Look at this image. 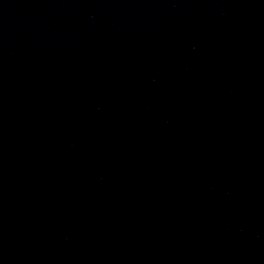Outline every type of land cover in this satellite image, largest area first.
Returning a JSON list of instances; mask_svg holds the SVG:
<instances>
[{
    "label": "water",
    "instance_id": "water-1",
    "mask_svg": "<svg viewBox=\"0 0 264 264\" xmlns=\"http://www.w3.org/2000/svg\"><path fill=\"white\" fill-rule=\"evenodd\" d=\"M0 264H264V0H0Z\"/></svg>",
    "mask_w": 264,
    "mask_h": 264
}]
</instances>
